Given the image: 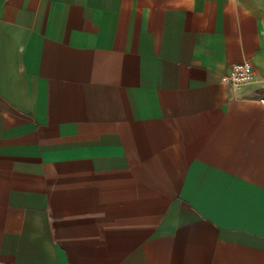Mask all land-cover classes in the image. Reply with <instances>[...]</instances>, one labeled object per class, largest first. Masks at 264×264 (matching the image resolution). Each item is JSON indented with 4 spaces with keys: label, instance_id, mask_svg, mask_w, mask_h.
Here are the masks:
<instances>
[{
    "label": "crops",
    "instance_id": "1",
    "mask_svg": "<svg viewBox=\"0 0 264 264\" xmlns=\"http://www.w3.org/2000/svg\"><path fill=\"white\" fill-rule=\"evenodd\" d=\"M0 264H264V0H0Z\"/></svg>",
    "mask_w": 264,
    "mask_h": 264
},
{
    "label": "built area",
    "instance_id": "2",
    "mask_svg": "<svg viewBox=\"0 0 264 264\" xmlns=\"http://www.w3.org/2000/svg\"><path fill=\"white\" fill-rule=\"evenodd\" d=\"M253 77V65L250 61L244 60L241 62L233 63L230 70L225 74L222 79L230 82L234 87H238L247 83Z\"/></svg>",
    "mask_w": 264,
    "mask_h": 264
}]
</instances>
